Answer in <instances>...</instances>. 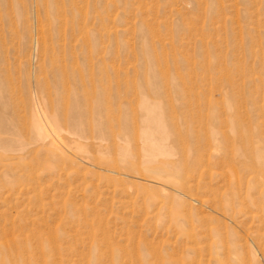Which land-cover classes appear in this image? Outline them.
<instances>
[{
  "label": "rangeland",
  "instance_id": "obj_1",
  "mask_svg": "<svg viewBox=\"0 0 264 264\" xmlns=\"http://www.w3.org/2000/svg\"><path fill=\"white\" fill-rule=\"evenodd\" d=\"M0 264H264V0H0Z\"/></svg>",
  "mask_w": 264,
  "mask_h": 264
},
{
  "label": "bare ground",
  "instance_id": "obj_2",
  "mask_svg": "<svg viewBox=\"0 0 264 264\" xmlns=\"http://www.w3.org/2000/svg\"><path fill=\"white\" fill-rule=\"evenodd\" d=\"M39 132H40V134H41L42 136H45V132H43V129H42L41 126H39Z\"/></svg>",
  "mask_w": 264,
  "mask_h": 264
}]
</instances>
